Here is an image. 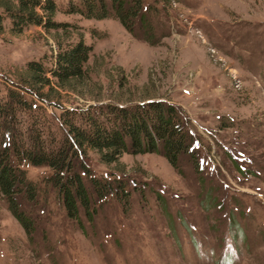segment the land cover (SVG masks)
Segmentation results:
<instances>
[{
    "label": "rangeland",
    "instance_id": "rangeland-1",
    "mask_svg": "<svg viewBox=\"0 0 264 264\" xmlns=\"http://www.w3.org/2000/svg\"><path fill=\"white\" fill-rule=\"evenodd\" d=\"M152 3V35L138 22L128 30L116 17L59 9L66 31L30 24L11 33L5 19L0 104L10 88L23 92L26 103H14V140L32 143L34 124L45 146L54 136L60 147L65 109L167 99L193 133L196 165L187 152L176 167L155 151L123 152L105 164L90 148L91 174L113 187L121 180L124 189L95 193L80 168L90 199L88 209L78 201L76 219L48 180L49 166L23 162L34 193L16 195L33 228L24 229L0 194V264H264V0H145L144 7ZM79 35L92 45L91 80L43 99L49 86L21 79L25 62L49 66L56 41Z\"/></svg>",
    "mask_w": 264,
    "mask_h": 264
},
{
    "label": "trees",
    "instance_id": "trees-1",
    "mask_svg": "<svg viewBox=\"0 0 264 264\" xmlns=\"http://www.w3.org/2000/svg\"><path fill=\"white\" fill-rule=\"evenodd\" d=\"M172 1L177 0H156L162 2V6ZM144 2L145 0H66L59 5L57 0H0V33L7 18L11 33H19L30 24L45 30L66 31L69 22L55 18V12L59 9L63 13H78L87 18L116 17L128 30L136 28L135 23L138 22L145 34H151L148 32L152 25L148 13L158 6L157 3H152L145 8ZM148 38L152 40L150 35ZM91 49L92 45L82 35L74 40H57L49 66L44 65L40 59L32 58L25 62L19 75L31 86L38 85L37 88L47 84L49 90L39 93L44 94L43 99H46L57 92L58 87L73 89L78 79L91 80L86 69ZM12 81L23 89L32 90L19 80ZM22 93L16 88H10L7 100L0 104V194L6 197L9 210L27 232L33 228L32 219L21 209L16 195L23 188L28 190L30 196L34 193L32 182L25 177L22 166L25 161L49 166L51 174L48 180L57 187L68 214L76 219L78 201L87 208L90 199L89 191L79 173L80 168L91 181L95 193L105 195L115 188L124 189L121 180L113 187L112 180H104L91 174L90 165L84 157L90 148L97 152L98 158L105 164L117 162L123 152L155 151L164 155L176 167L179 166L180 154L187 152L196 165V149H191L193 133L186 128L187 120L182 119L176 105L167 99H151L143 104L127 106L111 102L106 105V111L96 104H90L83 111L65 109L60 117L65 130L62 144L54 147V136H51L48 147L45 146L40 126L34 124L29 132V136L33 138L32 143L25 145L22 139L18 142L14 140V131H17L12 121L14 103H26ZM9 138H12L11 142ZM11 153L17 156V163L11 162Z\"/></svg>",
    "mask_w": 264,
    "mask_h": 264
}]
</instances>
